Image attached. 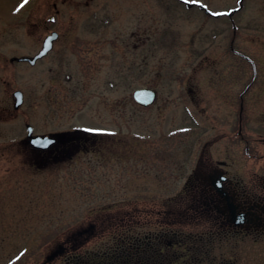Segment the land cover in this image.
Masks as SVG:
<instances>
[{"label": "rangeland", "instance_id": "obj_1", "mask_svg": "<svg viewBox=\"0 0 264 264\" xmlns=\"http://www.w3.org/2000/svg\"><path fill=\"white\" fill-rule=\"evenodd\" d=\"M173 1L0 0V264H66L73 251L84 264H104L99 252L132 239L138 250L162 248L152 264H264L262 235L254 243L219 240L217 232L208 242L210 223L191 208L187 187L205 143L204 157L217 159L227 141L243 173L261 170L245 142L230 138L235 100L229 94L224 103L222 93L251 82L254 65L264 71V0H243L236 20ZM199 1L226 10L239 4ZM52 29L84 46L58 43L34 64L12 60L33 56ZM94 38L99 61L90 68L82 54ZM139 87L155 88L156 101L140 105ZM16 89L24 93L18 107ZM251 96L250 89L243 130L258 154L264 103ZM28 124L34 133L93 129L100 137L48 163L27 142ZM155 234L161 241L149 242Z\"/></svg>", "mask_w": 264, "mask_h": 264}, {"label": "flooded vegetation", "instance_id": "obj_2", "mask_svg": "<svg viewBox=\"0 0 264 264\" xmlns=\"http://www.w3.org/2000/svg\"><path fill=\"white\" fill-rule=\"evenodd\" d=\"M173 3L180 5L182 9H195L197 12L199 11V13H204V15L208 17H224L227 19L234 18V20L237 19L236 16L243 8V0H239L238 6L227 10L225 8L215 9L208 3L199 0H174ZM236 28L237 24L234 22L235 31ZM52 31L53 29L45 34L42 42L43 45L47 37L54 36L47 42L50 45L49 49L42 57L38 58L36 62L56 51L55 48L58 43L62 44L64 47H72L74 44L75 46L83 45V43H80V39H75L74 41V39L72 40L67 37L68 39L66 40L63 38L66 37V35L59 32L53 33ZM98 40V38H94L90 44L92 48L82 54V56H84L83 61L86 67L89 66L91 68L97 66V62L99 61L97 51L99 50L98 46L100 45ZM108 40L111 41V38L109 37ZM59 51L60 61H64L67 56L65 50L59 49ZM68 51L72 52V49H69ZM101 55L102 53L100 54V59ZM87 56L89 58H86ZM108 57L110 56L108 55ZM253 69L254 74L251 82L247 83L244 87H242L240 83V86L234 87L233 92L224 91L222 95L224 96V103L225 96H228L229 94H233L232 97H229V101L230 99L235 100L233 113L230 112L229 115L233 114L234 117L237 118V127L235 131L230 134V138L233 140L238 138L239 140H243L245 142L244 147L246 153H248L251 159L261 162V170H252V175L250 174V176L246 175L248 173H243L239 166V157L234 152V149L231 148L230 145H227V141H224L223 146L219 149L220 153L217 159L213 160L211 156L209 157V155L204 157L205 147L207 145L205 143L203 150L198 156L195 166V173H197V177L195 178L196 181L191 184L190 182H187V187L190 185L191 189V192L189 193L190 196H188V198L194 202L191 208L197 213V215L204 213L208 218V221L206 222L210 223L209 232H212H208V242L214 241V239H216L214 236H216L219 232H221L218 238L219 240L236 238L248 239L249 237V240L255 243L259 239L258 236H264V151L257 154L254 145L251 143L252 139L248 138L243 130V119L246 115V113H244V103L246 100L245 94L251 89L252 103H264V71L262 72L259 70L260 68L257 65H254ZM67 78L72 79L73 75L68 73ZM108 82H110V80ZM252 84H255L253 89L251 87ZM153 89L156 91V97L152 103L156 101L158 95L157 90L155 88ZM189 90L190 92L194 91V89L190 86ZM192 100L194 101V99ZM152 103L140 105L148 106ZM79 130L80 129L76 130V132L79 133L77 135L76 132H74L75 130L72 129H52L44 133L49 135L51 139L47 140L43 147H36L32 145L29 142V138H27V142L34 149L43 152L42 156L48 163H54L59 159L64 158L66 152L74 149L79 150L89 147L91 145L90 143H94L98 140V137H100L99 134L88 130ZM225 132L226 130L224 133ZM261 139H264V137L261 136ZM188 179H191V175L188 176ZM214 230H216V232H214ZM155 235L157 238L154 236V238H152L149 242L152 240L156 242V239L158 241V239L160 240L162 237L161 234ZM176 236H178L177 233L174 234L175 238ZM172 240L173 238L167 240L169 245L174 244L171 242ZM157 243H159V241ZM159 248L161 249V247Z\"/></svg>", "mask_w": 264, "mask_h": 264}, {"label": "trees", "instance_id": "obj_3", "mask_svg": "<svg viewBox=\"0 0 264 264\" xmlns=\"http://www.w3.org/2000/svg\"><path fill=\"white\" fill-rule=\"evenodd\" d=\"M135 240V239H134ZM134 240L132 239L131 241L127 242L124 245L121 244V240H119V245H115V247L111 250H109L106 253H102V252H97L99 256V261H101V263L104 264H139V263H143V264H152L156 259L160 261V258L157 257V255H161L163 253L162 248H158V249H145V248H140V250L136 249L135 247H138L136 245H134ZM154 242V241H153ZM153 242L151 244H153ZM127 248L131 249V251L133 252H127ZM149 248V247H148ZM73 249V248H72ZM75 249V247H74ZM152 251V253H154V256H147L146 257V251ZM143 251H145L144 255L145 257H141V255L143 254ZM158 253V254H157ZM89 255L88 254L86 256V260H89ZM161 256H165V254H162ZM84 258V257H83ZM85 259V258H84ZM84 259L82 260V257H80L75 251L72 252V254L70 253L69 256H67L66 258V264H84ZM153 261V262H151ZM139 262V263H138ZM90 264V260L89 263Z\"/></svg>", "mask_w": 264, "mask_h": 264}, {"label": "water", "instance_id": "obj_4", "mask_svg": "<svg viewBox=\"0 0 264 264\" xmlns=\"http://www.w3.org/2000/svg\"><path fill=\"white\" fill-rule=\"evenodd\" d=\"M53 37L54 36H49L46 38L43 48L35 56H33L31 58L30 57H16V59H18V60L28 59L31 62H35V60L38 57H41L45 53V51H47V49H49L50 45L47 42L50 41ZM15 95L17 97L15 105L18 106L22 102V98H23L22 92L20 90H16ZM134 97L139 102L149 103V102H152L154 100L155 91L152 89H148V88L136 89L134 91ZM29 136H30L29 141L31 143H33L34 145L39 146V147H41V146L43 147L46 144L47 140L49 139L48 136L33 135L31 127H29ZM35 142H39V143H35ZM59 252H60V248L58 250L52 252L50 255H48L47 260L51 259L53 255H55Z\"/></svg>", "mask_w": 264, "mask_h": 264}, {"label": "snow or ice", "instance_id": "obj_5", "mask_svg": "<svg viewBox=\"0 0 264 264\" xmlns=\"http://www.w3.org/2000/svg\"><path fill=\"white\" fill-rule=\"evenodd\" d=\"M89 131H93V129H89ZM35 143H39V142H35Z\"/></svg>", "mask_w": 264, "mask_h": 264}]
</instances>
